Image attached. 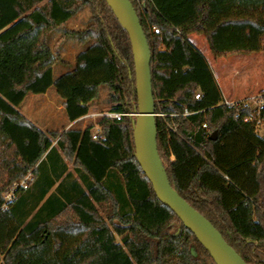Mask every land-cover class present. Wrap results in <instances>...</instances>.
I'll return each mask as SVG.
<instances>
[{
  "label": "trees",
  "instance_id": "1",
  "mask_svg": "<svg viewBox=\"0 0 264 264\" xmlns=\"http://www.w3.org/2000/svg\"><path fill=\"white\" fill-rule=\"evenodd\" d=\"M130 1L151 52L154 108L164 113L155 116L157 150L171 186L246 264H264V134L242 119L256 110L218 105L213 70L188 38L202 34L214 57L264 52V0ZM79 5L89 25L65 30ZM58 28L59 39L88 45L53 81L60 59L49 33ZM52 84L69 122L88 114L102 85L114 111L134 112L129 37L105 0H0V264H215L137 163L134 116L98 118V141L90 125L44 131L18 111ZM261 100L264 122V90ZM27 173L30 184L1 208Z\"/></svg>",
  "mask_w": 264,
  "mask_h": 264
},
{
  "label": "rangeland",
  "instance_id": "2",
  "mask_svg": "<svg viewBox=\"0 0 264 264\" xmlns=\"http://www.w3.org/2000/svg\"><path fill=\"white\" fill-rule=\"evenodd\" d=\"M90 23V11L88 6L79 5L76 12L70 17L63 28L69 31H81ZM62 28L55 29L49 33V44L55 54L57 61L52 67L53 81L62 73L71 71L74 67L75 56L84 50L88 43H80L75 35H68L63 39ZM189 40L197 43L200 50L205 53V57L210 64L217 84L223 96L232 100H243L253 111L252 117H257L258 103L264 90V52L263 50L247 54H233L222 57H214L210 52L207 42L202 34L191 33ZM264 43V40H263ZM115 103L108 101V88L104 85L99 87L98 96L90 105L89 112H105L113 110ZM19 112L25 117L36 121L42 130L51 131L63 128H83L91 122L90 115L70 125L62 108V99L55 91L52 84L46 94L28 93L19 105ZM258 134H264V122L259 123L255 128ZM69 168L72 167V160L65 159ZM102 217L106 216V211L99 208ZM119 240V237H116Z\"/></svg>",
  "mask_w": 264,
  "mask_h": 264
},
{
  "label": "water",
  "instance_id": "3",
  "mask_svg": "<svg viewBox=\"0 0 264 264\" xmlns=\"http://www.w3.org/2000/svg\"><path fill=\"white\" fill-rule=\"evenodd\" d=\"M105 1L120 26L126 31L131 45L137 98L131 124L137 163L150 181L158 200L168 206L194 234L215 264H246L214 225L171 186L157 150L155 125L157 114L154 108L151 52L147 38L130 0ZM212 135L214 138L215 132Z\"/></svg>",
  "mask_w": 264,
  "mask_h": 264
},
{
  "label": "built area",
  "instance_id": "4",
  "mask_svg": "<svg viewBox=\"0 0 264 264\" xmlns=\"http://www.w3.org/2000/svg\"><path fill=\"white\" fill-rule=\"evenodd\" d=\"M152 31L154 33H159V28L156 27V26H153L152 27ZM194 97L196 99L200 98V93H196L194 95ZM259 104L261 105L262 103V100L261 98L258 100ZM239 103H245L247 104L246 102H244L243 100H232V99H229V98H226L224 96L221 97V100L219 101L218 105L219 104H224V105H227V106H233V105H236V104H239ZM260 107V106H258ZM259 109V108H258ZM191 112H189L186 108L183 110L182 113H179L180 115H188L190 114ZM134 112H121V111H114V110H107L105 112H95V113H92V114H89L90 117H91V122H90V132H91V136L94 140H102L103 139V136L101 135V127L100 125L98 124L97 122V119L100 118V117H105V118H109V119H115V120H120L123 116L125 115H129V116H134ZM157 115H161L163 116L164 113H156ZM173 115V114H171ZM243 121H253L255 123V127H257L259 125V123L263 122L261 121L258 117H252V116H246V117H243L242 118ZM202 127H205V124H202ZM168 128L172 131V132H177L176 130V127L174 125H168ZM190 138V137H188ZM30 179H31V175L30 173H27L18 183H15L14 185H12L3 195V203L1 205V208L3 209H6L9 205L10 202H12L15 198V193H16V190L18 188H21V189H25L28 185H29V182H30Z\"/></svg>",
  "mask_w": 264,
  "mask_h": 264
},
{
  "label": "crops",
  "instance_id": "5",
  "mask_svg": "<svg viewBox=\"0 0 264 264\" xmlns=\"http://www.w3.org/2000/svg\"><path fill=\"white\" fill-rule=\"evenodd\" d=\"M195 45H196V47H198L199 48V46L197 45V43H195V41L193 42ZM200 49V48H199ZM203 54L205 55V53L203 52ZM44 94H46V92L45 93H42V95H44ZM224 94H222V96H223ZM227 97V96H226ZM17 109H18V111H19V106L17 107ZM93 113H95V112H93ZM90 114H92V113H90ZM87 115V114H86ZM85 115V116H86ZM89 115V114H88ZM84 116H82V117H80V118H78V119H76V120H74V121H71L70 122V125H72V124H74L76 121H78L79 119H81V118H83ZM29 121H31L34 125H36L37 127H39L40 129H41V127L39 126V124L36 122V121H34V120H32V119H29V118H27ZM174 159V157H173V155H171L170 156V160H173ZM29 184H30V182H29Z\"/></svg>",
  "mask_w": 264,
  "mask_h": 264
}]
</instances>
